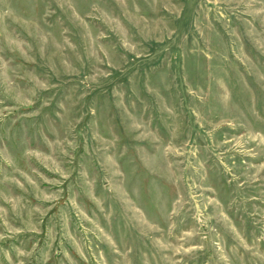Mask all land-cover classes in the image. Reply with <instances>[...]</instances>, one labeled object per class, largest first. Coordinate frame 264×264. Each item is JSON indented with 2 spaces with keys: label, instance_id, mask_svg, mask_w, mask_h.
Here are the masks:
<instances>
[{
  "label": "rangeland",
  "instance_id": "rangeland-1",
  "mask_svg": "<svg viewBox=\"0 0 264 264\" xmlns=\"http://www.w3.org/2000/svg\"><path fill=\"white\" fill-rule=\"evenodd\" d=\"M0 264H264V0H0Z\"/></svg>",
  "mask_w": 264,
  "mask_h": 264
}]
</instances>
